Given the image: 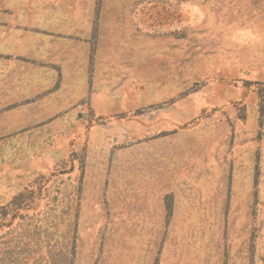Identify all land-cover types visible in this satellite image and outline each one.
Masks as SVG:
<instances>
[{
	"label": "rangeland",
	"instance_id": "obj_1",
	"mask_svg": "<svg viewBox=\"0 0 264 264\" xmlns=\"http://www.w3.org/2000/svg\"><path fill=\"white\" fill-rule=\"evenodd\" d=\"M2 32L0 264H264V0H0Z\"/></svg>",
	"mask_w": 264,
	"mask_h": 264
},
{
	"label": "crops",
	"instance_id": "obj_2",
	"mask_svg": "<svg viewBox=\"0 0 264 264\" xmlns=\"http://www.w3.org/2000/svg\"><path fill=\"white\" fill-rule=\"evenodd\" d=\"M4 32L0 33V38L3 36ZM3 46V45H2ZM0 47H1V43H0ZM26 47L23 46V43H22V40H21V37L20 38H17V40L14 41L13 43V48L15 49V53L21 51L22 49H24ZM5 49V48H4ZM3 50V49H2ZM5 51V50H3ZM17 51V52H16ZM2 93H3V89H2Z\"/></svg>",
	"mask_w": 264,
	"mask_h": 264
}]
</instances>
